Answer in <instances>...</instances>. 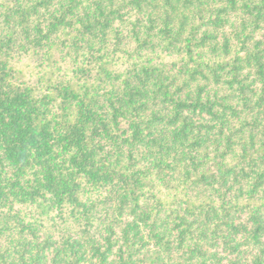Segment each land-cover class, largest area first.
Returning <instances> with one entry per match:
<instances>
[{
	"label": "trees",
	"instance_id": "16d2710c",
	"mask_svg": "<svg viewBox=\"0 0 264 264\" xmlns=\"http://www.w3.org/2000/svg\"><path fill=\"white\" fill-rule=\"evenodd\" d=\"M0 264H264V0H0Z\"/></svg>",
	"mask_w": 264,
	"mask_h": 264
}]
</instances>
